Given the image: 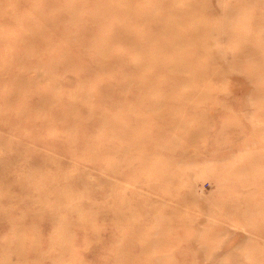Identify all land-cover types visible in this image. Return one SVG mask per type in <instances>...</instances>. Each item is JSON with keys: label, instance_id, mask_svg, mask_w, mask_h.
<instances>
[{"label": "rangeland", "instance_id": "374dc122", "mask_svg": "<svg viewBox=\"0 0 264 264\" xmlns=\"http://www.w3.org/2000/svg\"><path fill=\"white\" fill-rule=\"evenodd\" d=\"M0 264H264V0H0Z\"/></svg>", "mask_w": 264, "mask_h": 264}]
</instances>
